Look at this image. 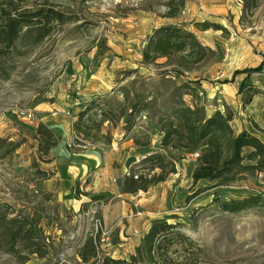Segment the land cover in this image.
Listing matches in <instances>:
<instances>
[{"label": "rangeland", "instance_id": "obj_1", "mask_svg": "<svg viewBox=\"0 0 264 264\" xmlns=\"http://www.w3.org/2000/svg\"><path fill=\"white\" fill-rule=\"evenodd\" d=\"M184 1L181 9L179 0H0L5 10L13 7L19 13H33L52 8L65 19L53 24L51 36L43 43L23 41L13 56L0 59V139L20 144L5 158L2 155L11 146L0 150V219L5 214L8 219L29 217L35 227L34 242L46 252L43 259L29 255L20 242L16 253H9L11 246L0 234V264H84L80 254L90 238L96 240L98 258L88 264H102L105 257L128 261L153 221L175 215L170 223L180 224L187 239L171 249L164 264H264V205L234 215L221 206L249 196L264 197V174L239 176L229 186L195 182L197 152L177 162L176 173L167 181L145 194L126 197L120 193V181L133 170L137 176L149 170L140 164L142 158L126 162L124 154L111 153L124 137L125 121L106 123L97 133L93 126L100 117H93L96 123L88 125L92 127L89 138L74 132L80 105L98 100L105 103L104 109L113 108L119 114L120 107L129 105L126 92L133 100L137 94L159 91L157 108L142 113L122 142L137 138L149 143L151 154L164 152V134L157 122L174 85H162L167 70L143 65L142 52L154 29L169 24L185 26L201 43L212 42L214 49L221 47L225 53L223 63L172 79L177 86L201 80V103L211 88L233 85L244 75V80L264 89V0L242 25V0ZM170 6L172 12H179L177 18L168 16ZM198 22L219 23L229 32L213 30L205 35L195 29ZM259 68L262 71L254 73ZM184 101L190 104L192 97L184 96ZM260 106L264 108V98ZM28 112L31 119L22 115ZM260 119L259 130L264 134V114ZM249 122L254 127L253 116ZM40 123L63 138L43 158L37 136ZM63 140L66 145H61ZM92 153L100 157L102 169L89 165L84 175L76 180L66 176L63 184L61 173L65 176L71 160L90 162L79 155ZM199 190L204 192L192 199ZM25 257L28 260L22 261Z\"/></svg>", "mask_w": 264, "mask_h": 264}, {"label": "trees", "instance_id": "obj_2", "mask_svg": "<svg viewBox=\"0 0 264 264\" xmlns=\"http://www.w3.org/2000/svg\"><path fill=\"white\" fill-rule=\"evenodd\" d=\"M179 1H181V9H183L185 1ZM262 1L242 0L241 25L254 15ZM172 11L173 7L170 6L168 16L177 18L179 12ZM19 12V9L13 7L6 10L0 8V59L13 56L23 41H31L36 46L43 43L46 38L51 36L54 29L53 24L65 23L62 14L52 8H41L33 13ZM194 26L201 32L213 30L223 34L229 32L224 26L215 22H198ZM144 47L143 65H156L166 69L167 71L162 74L164 75L162 85H174L169 101L161 106L162 115L158 117L157 122L160 132L164 134L161 143L164 152L153 153L143 158L140 164L148 165L149 173L137 176L133 170L129 176L120 181V193L122 195L145 194L152 187L167 181L170 175L176 173V163L184 159L183 157L197 152H200V157L198 159L199 166L193 175L195 182L207 180L210 183H218L215 187L229 186L239 176L264 174V141L260 138L262 133H260L258 125H254L256 132L247 130L241 133L237 132L233 127L235 117L231 109L226 108L225 113L217 110L213 115H207V105L201 103L199 99V94L203 92L201 91V80L195 85L185 83L182 86L175 85L172 80L180 74L191 73L200 67L223 63L225 61L223 49L207 47L200 42L192 30L185 26L171 24L154 29ZM160 61L164 63H159ZM261 71L259 68L254 73ZM240 88L241 103L244 109L262 94L260 89L246 79ZM125 95L129 105L127 108L120 107L121 113L119 111V114L113 108L104 109L105 103L98 100L80 105V113L74 122L76 136L89 138L92 129L88 126L89 123H96L93 117H100L98 124L93 126L97 133L101 132L106 123L113 125L125 121L123 131L124 137H127L135 128L142 113H150L157 108L158 96L161 94L159 91L143 96L137 94L133 100H130L129 93L126 92ZM184 96L192 97L190 104L184 101ZM99 110L101 111L100 115L98 114ZM262 135L264 136V134ZM37 136L39 138V153L42 158L50 156L61 141V138H57L51 129L43 123H40L38 127ZM133 141L136 147H149V143H142L137 138H133ZM108 144L111 145V141ZM6 145L11 147L2 155L3 158L11 155V152L20 147L19 143L8 144L7 140L0 139V150ZM156 170H160V173L150 174ZM203 192L204 190H199V193L192 199ZM87 195L86 193L83 196ZM75 196L76 200H80V196ZM263 205L264 197L249 196L242 200L223 203L221 206L222 210L234 215ZM176 218L175 215L153 221L150 230L143 237L140 245L136 247V254L132 255L128 261L105 257L102 264H164L171 249L176 244L186 242L187 239L180 230V224L170 223ZM29 220V217L22 216L8 219V215L5 214L0 219V234L11 246L9 253L15 254L16 247L22 242L29 255H36L43 259L46 257V252L39 243L34 242L36 239L34 236L35 227L29 224ZM37 225L38 223L35 224V226ZM87 240L80 254L84 264L98 258L95 238ZM28 258L25 257L21 260L27 261Z\"/></svg>", "mask_w": 264, "mask_h": 264}, {"label": "crops", "instance_id": "obj_3", "mask_svg": "<svg viewBox=\"0 0 264 264\" xmlns=\"http://www.w3.org/2000/svg\"><path fill=\"white\" fill-rule=\"evenodd\" d=\"M206 33H209V32H202V34H205V35ZM216 33H219V32H216ZM202 44L214 49L212 42L205 41ZM245 76L246 75L236 78V81L233 85L218 86V87H215V89L211 88L212 89L211 94H209L208 99L204 102V104L207 105L206 109H207L208 116L213 115L217 110H220L223 113H225L226 108L231 109L235 117V120L233 122V127L235 130H238L239 133H241L244 130L245 131L247 130L249 132L255 131L254 127H251V122H249V118H251L252 116L254 117L255 124L258 125V127L261 129L262 123L260 122L261 120L260 115L262 116L264 114V108H261V106L259 107L260 99L264 98V89L260 87L259 88L257 87V88L262 91V94L256 97L253 100V103L251 105L245 107V109L243 108V104L241 103L240 86L242 82L244 81ZM261 76L263 78V75ZM251 78L254 80V75ZM252 85L256 87L255 81H252ZM123 136H124V133L122 134V137ZM58 138L63 139L62 135L59 133H58ZM123 138L119 140L116 146L115 145L113 146L114 147L113 150L114 149L116 150L111 152L112 155L114 154L118 155L119 154L118 152H120L121 155L124 154V160L126 162H129V160H134V159H139V158L143 159L152 153L149 147L139 148V147H136L135 144L133 145L132 144L134 142L133 139L132 141L122 142ZM66 144L67 142H65L64 140L63 142H61V145H66ZM128 148L130 151L128 153L124 151L123 153V150L124 149L128 150ZM79 156L85 157L91 160L90 162H87L86 160L84 162L83 159L81 158H75L72 160L70 159L71 164L70 166H68V170L65 171V176H63V173H61L62 174L61 182H63V184L67 183L66 180L64 179V177L66 176L68 177V179L72 178L73 180H76V178H78L80 175H84L86 171L88 170L89 165L94 167V169L96 170L102 169L100 157H98L97 154L92 153L90 155H79ZM98 172L100 174V171ZM125 196L127 197L128 195H125ZM130 196H134V195H130ZM119 217H120V214L118 215V218ZM128 233H131V231H129ZM122 238L125 240H128L124 236H122Z\"/></svg>", "mask_w": 264, "mask_h": 264}, {"label": "built area", "instance_id": "obj_4", "mask_svg": "<svg viewBox=\"0 0 264 264\" xmlns=\"http://www.w3.org/2000/svg\"><path fill=\"white\" fill-rule=\"evenodd\" d=\"M203 94H204L203 92L200 93V95H202V96H203ZM22 115H23V117H25L26 119H31V118H32V114H31L30 112H28L27 114L23 113ZM195 156H196L197 158L200 157L199 154H195ZM135 178H137V177H135ZM140 215H141V214H139V216H140Z\"/></svg>", "mask_w": 264, "mask_h": 264}]
</instances>
